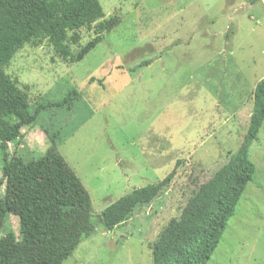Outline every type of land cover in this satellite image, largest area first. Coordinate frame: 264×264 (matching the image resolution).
I'll use <instances>...</instances> for the list:
<instances>
[{
    "label": "rangeland",
    "instance_id": "1",
    "mask_svg": "<svg viewBox=\"0 0 264 264\" xmlns=\"http://www.w3.org/2000/svg\"><path fill=\"white\" fill-rule=\"evenodd\" d=\"M100 1L105 17L95 24L116 25L83 59L77 56L96 38L94 29L78 31V42L69 32L68 58L48 39L35 40L6 67L40 115L9 146L15 173L0 188V242L37 223L38 249L46 241L24 163L55 139L91 195L92 215L175 171L150 204L112 229L97 222L55 264H153L163 228L180 218L248 132L254 91L264 79V0ZM73 90L81 96L60 105ZM250 157L256 173L207 264H264V125ZM2 165L0 149V178ZM89 217L74 213L78 221ZM43 254L36 264H47Z\"/></svg>",
    "mask_w": 264,
    "mask_h": 264
},
{
    "label": "trees",
    "instance_id": "2",
    "mask_svg": "<svg viewBox=\"0 0 264 264\" xmlns=\"http://www.w3.org/2000/svg\"><path fill=\"white\" fill-rule=\"evenodd\" d=\"M252 3L260 0H250ZM105 17L100 0H0V149L3 153V174L0 188L15 168L9 156V146L19 142L22 128L36 122L40 108L31 112L27 93L19 87L6 67L25 44L48 39L63 58L71 56L67 43L69 32L79 41L83 28L94 29L96 38L77 56L81 60L103 40V32L113 29L115 21L95 24ZM149 64V62H147ZM74 96V97H73ZM81 93L73 90L60 102L77 100ZM43 109V106H41ZM17 116L13 121L10 115ZM264 125V79L254 91V107L248 132L238 151L215 175L200 185L189 198L180 218L172 219L153 245V264H207L219 246L235 214L244 191L253 180L256 165L250 157V144L257 140ZM52 139L48 150L38 158L25 161V171L31 181L38 208L48 226L46 241L36 246L40 225L24 228L0 242V264H36L38 253L44 252L47 264L62 260L95 231V224L106 229L127 221L136 210L150 204L169 185L174 176L137 187L92 215V198L81 178L58 150ZM90 216L87 222L74 218L75 212ZM41 231V232H40Z\"/></svg>",
    "mask_w": 264,
    "mask_h": 264
}]
</instances>
